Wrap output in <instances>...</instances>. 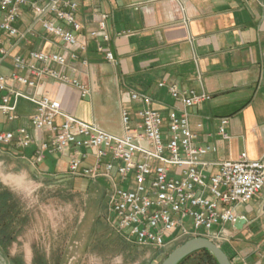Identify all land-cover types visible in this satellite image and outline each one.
<instances>
[{"label": "crops", "instance_id": "0c3cea01", "mask_svg": "<svg viewBox=\"0 0 264 264\" xmlns=\"http://www.w3.org/2000/svg\"><path fill=\"white\" fill-rule=\"evenodd\" d=\"M78 1L77 17L83 25L79 40L84 41L89 31L98 29L102 14L108 15L109 40L101 37L90 40L81 59L64 67L52 66L81 80L90 93L83 97L69 84L49 77L38 80L28 72L38 85L10 80L14 89L35 99L44 95L56 98L70 115L121 135L122 108L135 110L140 106L130 97L131 92L149 95L152 106L163 113L181 109V103L171 96L168 88L158 85L166 81L180 89L211 95L190 112L198 143L217 147L216 152L207 155L208 159H237L242 152H247L251 159H264V0ZM31 21V11L25 9L17 26L24 29ZM35 30L36 35L22 41L13 53L35 49L69 54L76 50L48 35L40 24ZM99 46L111 51L115 61L107 60L106 52L100 51ZM14 70L11 58L0 66V73L6 75ZM16 101L17 117L9 120L2 114L0 132L27 126L34 133L35 142L27 148L0 143V181L12 190L20 187L13 183V169L24 171L25 167L27 172L48 179L68 175L66 153L48 154L43 161H35L43 137L31 122L38 104L27 97H18ZM224 117L229 119V138L217 133V123ZM62 121V117L56 120ZM80 180L86 186L92 185L81 177L73 182L78 181L81 186ZM98 183L107 186L103 179ZM238 213L247 223L242 229L236 227L235 237L225 244L224 250L232 264H264V190L239 206ZM34 221L30 219L25 233L35 229ZM22 235L9 246L12 255L21 245ZM23 248L18 252L27 254V263L28 255L34 253L33 245L26 243ZM0 252L4 253L1 244Z\"/></svg>", "mask_w": 264, "mask_h": 264}, {"label": "built area", "instance_id": "2783aa9c", "mask_svg": "<svg viewBox=\"0 0 264 264\" xmlns=\"http://www.w3.org/2000/svg\"><path fill=\"white\" fill-rule=\"evenodd\" d=\"M25 9L31 11L32 21L20 29L17 23ZM78 9V0H0V66L11 58L15 67L10 75L0 73V118L2 114L9 120L17 117L18 97L34 100L38 108L31 122L43 133L35 161H43L48 154L66 153L69 176L92 183L105 180V219L128 243L164 251L194 237H206L220 246L231 242L237 233L238 207L264 190V159H251L247 152L237 159L207 158L217 147L198 143L190 112L211 95L160 81L158 85L167 87L182 105L166 114L152 106L149 95L131 92L130 97L140 106L122 108L123 134L118 135L70 115L56 98L44 95L35 99L10 85V80L38 85L28 72L38 80L49 77L69 84L83 97L90 93L81 80L52 66L64 67L81 59L90 40H109L108 15L102 14L98 29L80 41L83 25ZM38 24L76 50L69 54L35 49L13 53L22 41L36 35ZM99 50L105 51L102 46ZM105 52L106 59L114 62L113 53ZM58 117L63 118L61 123L56 122ZM228 124L225 117L217 123V133L223 138L230 136ZM34 142V133L27 126L0 132V143L27 148Z\"/></svg>", "mask_w": 264, "mask_h": 264}, {"label": "rangeland", "instance_id": "374dc122", "mask_svg": "<svg viewBox=\"0 0 264 264\" xmlns=\"http://www.w3.org/2000/svg\"><path fill=\"white\" fill-rule=\"evenodd\" d=\"M26 168L13 169V183L20 186L14 191L22 210L35 220L32 232L25 233L28 223L19 234L24 237L13 254H22L25 261L27 254L18 251L24 249V244H32L34 253L28 255L26 264H33L31 257L34 258L37 249L51 260L60 253L61 264H161L184 242L170 246L161 254L162 250L153 247L125 244L105 219L107 186L91 182V186H86L84 180H80L83 185L79 186V180L74 184V177L57 175L48 179L27 172ZM0 256L11 263L3 252Z\"/></svg>", "mask_w": 264, "mask_h": 264}, {"label": "trees", "instance_id": "16d2710c", "mask_svg": "<svg viewBox=\"0 0 264 264\" xmlns=\"http://www.w3.org/2000/svg\"><path fill=\"white\" fill-rule=\"evenodd\" d=\"M19 200L16 192L0 181V244L4 248V254L11 260L10 264H26L22 254L12 255L9 252V246L17 240L30 221L29 216L23 212ZM124 243L130 244L125 240ZM61 258V254L57 253L51 260L46 253L35 250L33 264H61ZM179 264H219V262L209 250L201 249Z\"/></svg>", "mask_w": 264, "mask_h": 264}, {"label": "water", "instance_id": "95a60500", "mask_svg": "<svg viewBox=\"0 0 264 264\" xmlns=\"http://www.w3.org/2000/svg\"><path fill=\"white\" fill-rule=\"evenodd\" d=\"M245 223H247V219L239 217L235 223V227L242 229ZM201 249L209 250L215 256L219 264H232V260L227 252L220 245L206 237H194L185 240L179 246L174 248L165 257L161 264H179L186 257ZM0 264L10 263L0 257Z\"/></svg>", "mask_w": 264, "mask_h": 264}]
</instances>
